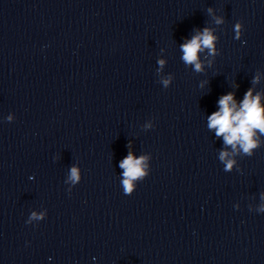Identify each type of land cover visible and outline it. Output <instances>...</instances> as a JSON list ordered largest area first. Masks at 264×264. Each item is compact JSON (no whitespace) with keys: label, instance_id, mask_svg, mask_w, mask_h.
Here are the masks:
<instances>
[{"label":"clouds","instance_id":"obj_1","mask_svg":"<svg viewBox=\"0 0 264 264\" xmlns=\"http://www.w3.org/2000/svg\"><path fill=\"white\" fill-rule=\"evenodd\" d=\"M221 22V20H217V23ZM239 27V25L236 26L237 38H239ZM214 40L215 37L208 28L197 32L189 41L181 45L183 61L186 64H194L195 69L200 71L201 64L198 62V53L203 49H208L210 53L214 54ZM160 63L163 64V61ZM164 83L167 85L168 81L165 80ZM218 103L220 110L209 117V128L216 129V135L223 136L226 144L233 145L234 148L236 144H239L244 153L251 154V150L257 146L253 139L255 130L258 129L264 133V108L260 106L259 95L253 97L250 89L245 94L238 111L232 93L222 96ZM228 155L227 152H221L220 159L226 162V169H231L234 161L226 160ZM142 159L134 160L130 153L120 164V167L125 169L124 176L127 177L123 181L126 193L132 191L130 181L144 175L141 168ZM71 171V179L75 182L79 179L77 170L73 168Z\"/></svg>","mask_w":264,"mask_h":264}]
</instances>
